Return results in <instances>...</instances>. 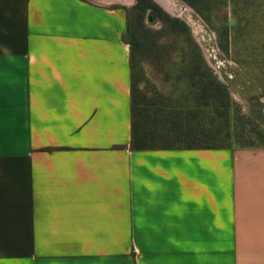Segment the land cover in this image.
<instances>
[{"label":"crops","instance_id":"obj_1","mask_svg":"<svg viewBox=\"0 0 264 264\" xmlns=\"http://www.w3.org/2000/svg\"><path fill=\"white\" fill-rule=\"evenodd\" d=\"M127 19L0 0V264H264V145H130Z\"/></svg>","mask_w":264,"mask_h":264},{"label":"rangeland","instance_id":"obj_2","mask_svg":"<svg viewBox=\"0 0 264 264\" xmlns=\"http://www.w3.org/2000/svg\"><path fill=\"white\" fill-rule=\"evenodd\" d=\"M102 1L128 11L124 36L138 42L130 58L132 83L147 98L153 90L176 95L174 89L186 88L171 60L199 49L240 114L261 113L256 121L264 127V0H211L205 15L184 0H150L157 9L140 13L136 0ZM238 121L230 125L237 128Z\"/></svg>","mask_w":264,"mask_h":264},{"label":"trees","instance_id":"obj_3","mask_svg":"<svg viewBox=\"0 0 264 264\" xmlns=\"http://www.w3.org/2000/svg\"><path fill=\"white\" fill-rule=\"evenodd\" d=\"M200 15L210 11L211 0H184ZM200 4V6H199ZM156 8L150 0H136L133 9ZM157 9V8H156ZM144 13V12H143ZM140 17V15H139ZM137 17V19H139ZM167 16L163 19L165 20ZM167 20V19H166ZM139 24L140 19L138 20ZM127 19L126 33L129 31ZM130 58L137 38L127 40ZM179 69L185 87L177 94L156 90L149 96L132 83L131 75V139L134 148L155 147H220L228 145H264V127L259 126L260 113L240 114L233 105L226 86L208 66L201 50L183 52L171 60ZM130 62V61H129ZM131 70V68H130ZM241 116V117H239ZM243 118V120H239ZM239 122L237 128L230 122Z\"/></svg>","mask_w":264,"mask_h":264}]
</instances>
